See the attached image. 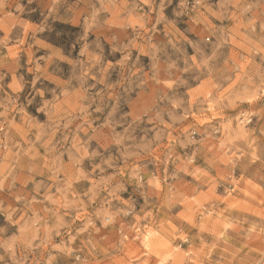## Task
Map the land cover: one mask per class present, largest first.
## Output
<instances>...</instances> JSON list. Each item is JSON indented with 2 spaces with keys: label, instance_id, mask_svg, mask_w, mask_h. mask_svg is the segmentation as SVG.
Returning <instances> with one entry per match:
<instances>
[{
  "label": "clouds",
  "instance_id": "1",
  "mask_svg": "<svg viewBox=\"0 0 264 264\" xmlns=\"http://www.w3.org/2000/svg\"><path fill=\"white\" fill-rule=\"evenodd\" d=\"M0 264H264V0H0Z\"/></svg>",
  "mask_w": 264,
  "mask_h": 264
}]
</instances>
